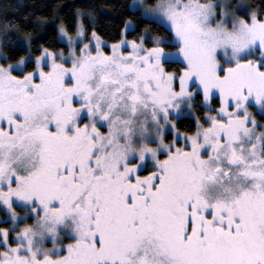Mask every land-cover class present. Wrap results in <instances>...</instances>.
I'll return each mask as SVG.
<instances>
[{
    "label": "snow or ice",
    "instance_id": "1",
    "mask_svg": "<svg viewBox=\"0 0 264 264\" xmlns=\"http://www.w3.org/2000/svg\"><path fill=\"white\" fill-rule=\"evenodd\" d=\"M129 10L170 39H127L129 20L105 52L77 19L58 29L67 55L0 63V264H264V0ZM197 96L207 111L181 133Z\"/></svg>",
    "mask_w": 264,
    "mask_h": 264
},
{
    "label": "trees",
    "instance_id": "2",
    "mask_svg": "<svg viewBox=\"0 0 264 264\" xmlns=\"http://www.w3.org/2000/svg\"><path fill=\"white\" fill-rule=\"evenodd\" d=\"M132 0H0V23L5 18L15 27L9 32L15 46H3L8 53L9 60L2 62H16L25 56L31 48L32 56L38 55L41 47L52 50L67 51L65 43L57 36L56 23H63L70 34L76 27L77 13L82 12L81 20L86 35L95 30L103 41L116 42L120 39L125 21H132L134 28L126 33L127 37H136L142 30L147 29L154 35L170 38V33L159 24L143 19L138 12L129 10ZM236 1V0H230ZM248 6H259L261 0H242ZM28 38V39H26ZM4 35L0 32V41ZM175 69L178 65L171 64ZM182 66V65H179ZM33 63H28L25 70H32ZM17 73V72H15ZM18 74V73H17ZM201 96H197V99ZM218 99V98H217ZM217 99L212 105L218 106ZM196 105V104H195ZM195 116L202 117V107L198 106ZM256 118L264 123L262 115L251 107ZM195 116H182L177 123V129L183 133H191L195 128Z\"/></svg>",
    "mask_w": 264,
    "mask_h": 264
},
{
    "label": "rangeland",
    "instance_id": "3",
    "mask_svg": "<svg viewBox=\"0 0 264 264\" xmlns=\"http://www.w3.org/2000/svg\"><path fill=\"white\" fill-rule=\"evenodd\" d=\"M132 2H133V0L131 1V3H132ZM228 2H229L233 7H235L236 5H245V6H248V5L246 4V2H244V1H242V0H236V1H230V0H228ZM131 3H130V4H131ZM78 13H79L80 15H79V17L77 16V18H76V24H77V19H79V21L82 22V20H81L82 12H78ZM238 14H239V15H243V12H239ZM60 24H61V23H56V26H57V36H58L59 40H60L61 42L65 43V45H66V47H67V42H66V40H64V39L61 38L60 33H59V31H58ZM133 28H134V23L131 21V25L128 27L126 33H127L128 31L132 30ZM124 29H125V25H124V27H123V30H124ZM75 30H76V27H75ZM91 33H92V32H90L89 35L87 36V35H86V32H85V35H84V37H83V42H85V43L89 42V40L91 39ZM145 33H147V35H146V39H145V44H146L147 46H151V38L154 37V36H159V35H154V34H152L151 32H149L147 29H144V30H142V32H141L138 36L144 35ZM72 34H75V31H74V33H72ZM138 36H136V37H138ZM136 37H127V35H126V38H127V39H133V38H136ZM160 37H165V36H160ZM165 38H167V37H165ZM120 39H121V37H120ZM120 39H119V40H120ZM169 39H170V38H169ZM101 40H102V39H101ZM119 40H118V41H119ZM118 41H116V42H118ZM102 42H103L102 47H103V49H104L105 52H110V51H111V47H110V46H111L113 43H116V42H106V41H103V40H102ZM164 47H165V50H166V51L174 50V49L172 48V46H170L169 44H165ZM123 50H124V51H127L128 49H127V47H125ZM65 54L67 55V51L65 52ZM258 54H259V53H256V55H258ZM33 57H34V56H33ZM2 61H3V59H0V63H3ZM16 62H17V61H16ZM16 62H13V64H15ZM5 63H9V62H5ZM166 67H167L169 70H175V68H174L171 64H166ZM26 71H28V70H25V66H23V67H22V71H21V69H17L16 72H17L18 74H17V73H14V74H16V75H21L22 72H26ZM193 87H195V85H193ZM195 104H196V105H195ZM197 105H198V106H201V105H202V96H201V98H199V99H197V97L195 98V101L193 102V108H192L191 113L189 112L188 108L185 107V108L182 109L180 117H182V116H195L194 114L196 113V112H195L196 108L199 109V107H197ZM212 106H213V107H217V106H214V105H212ZM201 107H202V106H201ZM254 109H255V110H258V108H256V107H254ZM250 110L253 112V110H252L251 108H250ZM205 111H207V109L202 107V114H203V112H205ZM253 114H254V113H253ZM256 119H257V118H256ZM177 120H178V119H177ZM257 120H258V119H257ZM258 121H259V120H258ZM259 122H260L261 124H264V123L261 122V121H259ZM180 132H181V131H180ZM181 133H183V132H181ZM166 137H167L168 140H171V139H172L171 133H170V132H166ZM17 211L20 212L21 215L23 214V213L21 212V209H20L19 207H17ZM3 216H4V211H3L2 209H0V218H3ZM28 222L30 223L31 221L29 220ZM21 223H23V221H21ZM0 226H7V225L0 224ZM66 242H67V241H65V243H66ZM47 246H51L50 242H48Z\"/></svg>",
    "mask_w": 264,
    "mask_h": 264
}]
</instances>
